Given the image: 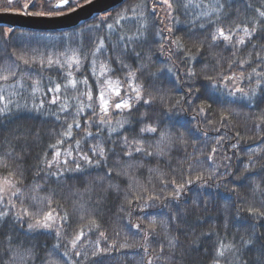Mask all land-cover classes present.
<instances>
[{
	"label": "trees",
	"instance_id": "1",
	"mask_svg": "<svg viewBox=\"0 0 264 264\" xmlns=\"http://www.w3.org/2000/svg\"><path fill=\"white\" fill-rule=\"evenodd\" d=\"M56 1L59 0H35L33 5L30 0H13L9 5L7 0H0V12H4V8H11L9 12L24 15L52 11V16H56V11L67 13L71 11L70 8H77L76 4H71L55 9ZM144 2L148 8L143 9V18L135 21L122 19L117 26L127 35H133L141 24L146 25L143 29L146 38L131 45L140 54L139 59L124 55L121 48L115 51L110 48L109 56L122 60L137 73L134 84L143 85L144 99L152 102L149 105L140 103L125 115L123 118L129 123L119 136L113 135L112 139L126 136L130 142L144 140L147 147V142L154 143L158 135L141 134L140 129L153 126L158 131L171 129L176 136L183 133V141L177 140L162 157L144 159L137 154L132 159H124L120 155H109L104 167L111 169V178L101 170L75 178L69 176L60 181H46L43 177L34 181L45 152L48 153L47 159L52 158L48 145L54 144L59 137L51 133L60 128L45 113L23 108L16 111L17 104L23 106L27 102L29 108L32 106L31 88L28 85L39 79L38 62L43 59L46 65L47 55L44 53L53 59L59 57L62 63L75 56L83 59L81 46L85 52H91L92 37L104 35L103 31L89 33L88 25H98L100 17L111 16L113 19H109L108 23H114L118 14L133 17L134 12L127 9ZM202 2L207 7L198 11H211L215 6V0ZM25 3L29 4L28 9L23 8ZM169 3L171 9L163 0H124L117 7L94 15L77 26L58 30H32L0 24V76H10L8 81L0 80V95L5 97L0 107L11 101L9 107L15 113L11 121H0V188L4 189L0 195L12 199L17 213L25 208L30 212L36 211L31 196H50L52 206L60 205L57 211L61 215L67 212L69 217L67 223L57 220L53 230H41L29 235L18 231L19 225L14 229L11 222L0 221V251L7 248L6 237L11 229V234L23 240L25 247L35 246L34 251L39 256L33 262L29 255L21 253L13 260L9 259V254L4 257L7 264H149V261L151 264H215L218 241L230 242L233 238L236 242L241 238L252 240L244 253L248 264H257V256L264 259V255H261L264 252V218L248 212L251 208L264 213V90L258 89L251 100L231 103L232 98L229 97L209 99L202 89L207 76L216 78L220 73L239 76V65L229 69L232 60H248L249 53L255 60L256 52L264 56V18L259 17L256 11H264V0H233L230 6L223 9L229 15L226 19L221 16L219 25L208 26L207 17L199 19L200 24L206 25V30H199L198 27L193 30L189 25L196 10L190 9L189 15L185 16L180 0H169ZM78 4H85V0H78ZM153 5L154 14L150 12ZM140 11V8H136L135 14ZM173 17L180 24H176ZM211 19H216L215 13H212ZM237 25L249 29L255 25L258 31L250 43L240 47L235 56L233 50L225 49L222 43L212 45L209 33L216 26L227 30ZM9 28L13 31L8 32ZM169 29L172 31L169 32ZM157 32L163 35V40L157 36ZM112 39L115 42L116 36L113 35ZM174 40L182 45L179 52L176 45L171 43ZM253 45L259 47L253 49ZM186 54L196 56L197 60L184 59ZM24 60L29 61L31 69L23 63ZM141 64L144 65L143 69L140 68ZM6 68H11L17 75L11 77ZM168 68L172 71H167ZM253 68L260 70L256 62L244 66L245 77ZM72 71L75 73V68ZM81 71L87 76L90 69L85 66ZM189 71L194 72L195 76L189 78ZM126 75L117 73L113 79L118 77L122 86L127 87L128 82L124 80ZM43 76L53 77L55 82H60V72L56 69L45 67ZM77 78L83 77L77 74ZM21 80L25 86L23 93L16 86L17 81ZM46 83V79L41 83L42 89ZM236 84L248 91L255 81L238 80ZM189 88L192 89L191 94ZM198 88L201 89L199 95L196 93ZM76 94L71 90L67 93L68 97ZM39 99L40 92H37L36 103ZM177 101L180 103L177 104ZM68 103L75 101L69 99ZM200 107L205 108L204 113L198 111ZM222 115L227 116L224 122L221 121ZM61 119L64 117L61 116ZM111 119L115 122L122 116L115 113ZM90 130L96 131L95 128ZM82 133L83 129L76 138L79 139ZM218 140L223 143L218 144ZM89 143L95 144L96 141L90 140ZM233 143L237 144L236 149L231 148ZM214 147L217 148L216 153L212 152ZM122 151L126 149L122 150L118 145L116 152ZM209 155H213L218 168L214 169L213 162L207 160ZM129 164L133 167L128 168ZM245 165H248L249 171L245 170ZM225 166L231 175L225 173ZM214 171L218 174L213 175ZM125 172L127 175H124ZM201 175L203 179L197 180ZM186 180L194 182L185 186L178 201L168 202L165 206V199L175 194L172 182L180 185ZM33 183L43 185V190L33 193ZM16 188L21 190L18 198L12 196ZM153 195H158L159 200L152 207L144 208V202ZM42 208L43 211L48 210L46 205ZM170 217H175L174 223ZM153 218L155 224H152ZM162 222L168 224L167 229ZM135 225H140V228H135ZM23 228L27 229L26 223ZM56 230L60 232L59 237ZM81 232L84 235L73 246L71 241ZM100 232L105 234L106 239L100 237ZM253 232L258 234L255 238ZM169 241H175L174 248L169 246ZM98 249L106 251L93 256ZM220 264H225L223 259Z\"/></svg>",
	"mask_w": 264,
	"mask_h": 264
},
{
	"label": "snow or ice",
	"instance_id": "2",
	"mask_svg": "<svg viewBox=\"0 0 264 264\" xmlns=\"http://www.w3.org/2000/svg\"><path fill=\"white\" fill-rule=\"evenodd\" d=\"M8 4L11 5L13 0H7ZM34 5L35 0H30ZM92 0H85V3H91ZM165 4L171 9L172 5L169 3V0H163ZM181 6L184 9L185 16L189 15V10H196L192 13V20L189 21V25L195 30L197 27L199 30H206L205 24H200L199 19L201 17L209 18V25H219L221 21V16L227 18L229 15L228 12H224L223 9L225 6H230L233 0H223V3H220V0H215V6L211 11H198L199 9L206 8L207 6L203 4L202 0H180ZM71 4H76L77 7H82L78 4V0H59V3L54 6V8L59 9L64 6H70ZM24 9L29 8V4L25 3L23 5ZM140 8L141 11L138 14H135V9ZM148 8L146 2L143 4H137L135 8L127 9L134 12L133 17L120 16L118 14L117 18L114 20V23H108L109 19H113L111 16L100 17L98 25H88L87 31L100 32L103 31L104 35L92 37L93 39V51L85 52L81 46L80 52L83 57L75 56L65 60L64 63L61 62V59L58 57L53 59L51 55H47V62L41 59L39 64V72L37 75L39 79L31 82L28 87L31 88V97L33 103L31 108L28 107L27 102L21 106L16 105V111L19 112L22 108L27 111L41 112L45 113L49 117L53 118L57 124L60 125L59 129H54L51 133L52 135L59 137L56 139L54 144H49L48 149L52 153V158L47 159L48 153L45 152L44 157L42 158L41 165L38 166V171L35 173L33 180H37L43 177L46 181L55 179L60 181L62 179L68 178L69 176L75 178L77 175H85L91 171H101L103 170L105 175L111 178L112 172L111 169H107V159L109 155H120L124 159H132L135 155L139 154L144 159H149L153 156L162 157L164 156L176 143L177 140L183 141L184 135L180 133L179 136H176L172 133L171 129L166 131H158L157 127L147 126L140 129V133H152L157 134L158 139L152 143L147 142V147H145L146 141L144 140H128L126 136L121 137L118 140H113V135H120L121 130L124 128L129 121L126 118H123L125 115L130 114L133 109L137 108L140 103L144 105H149L152 101L144 99L143 96V85L134 84V81L137 79V73L132 71L130 66L123 63L122 60L114 59L109 56V49L111 48L115 51L117 48H121L124 55H131L136 59H139L140 54L135 51L134 47H131L135 42L145 39V33L143 29L146 25L141 24L137 28V32L133 35H127L123 32L122 28L118 29L120 21L132 19L135 21L137 18L144 17L143 9ZM74 11L75 9H71ZM126 10V11H127ZM4 12L11 11V8H4ZM258 16L264 18V11L256 9ZM152 14L155 13V7L150 9ZM212 13L216 14V19L212 20ZM35 16H52L53 12H43L37 11L30 13ZM56 15H65L66 13L56 11ZM176 24H180V21L173 17ZM13 29L9 28L8 32H12ZM169 32L172 29L168 30ZM258 28L254 25L251 29L244 26L241 27L237 25L234 29L225 27L216 26L214 30L209 33L210 40L212 45L223 44L225 49H232L233 56L236 55V52L240 50L241 46H245L246 43H250L253 36L256 35ZM242 32L243 35H237V33ZM63 35V34H62ZM113 35L116 36L115 42H113ZM157 36L163 40L164 37L160 32H157ZM173 45H176V50L179 52L182 48V45L178 40L171 42ZM258 45H253V49L258 48ZM163 51V48H161ZM199 52V50H198ZM248 60H239L234 59L229 64V69L233 66L239 65L241 68L239 76L235 73L228 76L223 73L217 75L216 78L211 76L205 77L204 83L202 84L203 92L208 96L209 99L217 100L220 97H229L231 103H239L242 100H251L256 96L257 90H264V56H261L259 52L255 53V60H253L252 53H249ZM184 59L186 60H197L196 56L185 55ZM87 61V65H85ZM256 62L258 68H253L247 77H245L244 66L250 65L251 63ZM23 63L27 65L30 69L32 65L29 64L28 60H24ZM33 63H36L33 61ZM115 64L113 67L112 65ZM18 67V65H16ZM87 66L90 71L89 75L84 76L81 69ZM47 67L48 69H56L60 72V82H55V78L43 76V71ZM144 65L141 64L140 68L143 69ZM75 68V73L72 69ZM67 69V71H65ZM99 69V71H97ZM11 75L15 77L17 73L11 68H6ZM163 71V70H161ZM167 71L171 72L172 69L168 68ZM117 73H127L124 77V80L127 81V87L122 86V81L116 77ZM77 74H80L83 78L78 79ZM189 78L195 76V73L189 71L187 73ZM10 78L9 75L0 76V80L8 81ZM91 78V83L89 79ZM47 80V83L44 84V89L41 88V83L44 80ZM247 81L251 83L255 81V85L250 87L248 91H245L244 88L238 87L237 81ZM231 85V87H229ZM21 93L24 91V84L21 81H17L16 85ZM69 90L77 93L75 96L68 97L67 93ZM40 92L39 102L36 103V93ZM192 89L189 88V94H191ZM201 89H196L197 95H199ZM123 93V94H122ZM50 97V99H48ZM72 99L75 103L70 104L68 100ZM5 97L0 95V102L4 101ZM47 101V109L45 104ZM5 103L3 107H0V121L7 119L11 121L15 118V113L12 108L9 107V104ZM180 102L177 101V104ZM210 107V105H208ZM55 109L54 111L52 109ZM171 111V110H169ZM200 113L205 112L204 107H200L198 110ZM115 113H120L122 119L113 122L111 116ZM61 116L64 119H61ZM69 117H71V122H69ZM227 120L226 115L221 116V121L224 122ZM95 128L96 131L93 132L90 129ZM81 129H83L82 135L77 139V134H80ZM75 130V131H74ZM219 131V130H217ZM238 135V134H237ZM96 141L95 144H90L89 141ZM218 144H222V140L217 141ZM111 145V147H107ZM120 146L122 150L121 153L116 152V147ZM232 149L237 148V144L233 143L231 145ZM213 153L217 152V148L212 149ZM226 159H231L226 157ZM208 161L213 162L214 169L219 166L215 165L213 155L207 157ZM74 165V167H73ZM7 165L5 164V167ZM133 165L129 164L128 168H132ZM225 173L231 175L227 166H225ZM245 170L249 171L248 165H245ZM150 171H152L150 169ZM218 174L216 171L213 172V175ZM127 175V172L124 173ZM197 180L203 179V176L196 178ZM193 180H186L184 184L176 185L173 181V187L175 194L167 197L165 199V206L168 202L175 203L181 197L185 186L191 185ZM206 183V182H205ZM110 187H116L115 185H110ZM43 190V185L33 183L32 191L33 193ZM4 192V189L0 188V193ZM21 190L16 188V191L12 193V196L19 197ZM158 195L149 196L144 202V208H150L156 204L159 200ZM139 200V198H137ZM33 201V207L36 209L35 212H30L28 209H23L20 213L15 212L16 205L11 198L6 195H0V221L11 222L13 228L15 229L19 225L18 231L24 232L25 235L33 234L40 232L41 230L50 231L56 228L57 220H60L62 223H67L69 220L67 212H64L61 215L57 208H60V205L53 207V201L50 196L48 197H38L36 195L31 196ZM131 203V202H129ZM47 206V211H43L42 206ZM83 209V205H81ZM249 214L264 218V213H260L253 209H248ZM239 218V217H237ZM171 222H175V217H170ZM31 221V222H28ZM27 224V229L23 228L24 224ZM156 220L153 218L152 224H155ZM165 229H167L168 224L162 222ZM135 228L139 229L140 225H135ZM10 233L7 235V248L3 251H0V264H7L4 257L9 255V259H15L18 256H21V253L31 256L33 262L39 259L38 254L35 253V246L25 247L24 241L19 240L17 236ZM84 235L81 232L71 241L73 246L76 245V242L81 239ZM100 237L106 239L105 234L100 232ZM258 235L255 232L252 233L253 238ZM56 236H60V232L56 230ZM252 244V240H244L241 238L239 242L233 241L225 242L224 240L218 241L217 248L215 251V264H220L221 259L224 260L225 264H248L244 259V253L248 250L249 246ZM15 245V247H14ZM125 245H121L124 247ZM169 246L174 248L175 241H169ZM105 249H98L97 252L93 253V256H97L105 252ZM67 255V253H65ZM80 255V253H76ZM264 255V252L261 253ZM42 264V262H41ZM151 264V261H149ZM257 264H264V259H261L260 256H257Z\"/></svg>",
	"mask_w": 264,
	"mask_h": 264
},
{
	"label": "water",
	"instance_id": "3",
	"mask_svg": "<svg viewBox=\"0 0 264 264\" xmlns=\"http://www.w3.org/2000/svg\"><path fill=\"white\" fill-rule=\"evenodd\" d=\"M123 1L124 0H93L91 3L84 4L74 11L57 16L41 17L13 12H0V24L45 31L66 29L77 26L80 22L89 20L96 14L106 12L118 6ZM58 3L59 1L56 2L55 5ZM65 7L67 6L62 8Z\"/></svg>",
	"mask_w": 264,
	"mask_h": 264
}]
</instances>
